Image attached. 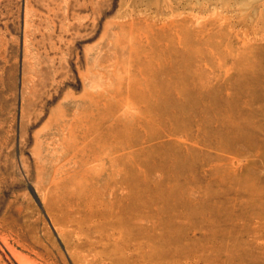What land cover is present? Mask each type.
Returning a JSON list of instances; mask_svg holds the SVG:
<instances>
[{
  "label": "rangeland",
  "instance_id": "rangeland-1",
  "mask_svg": "<svg viewBox=\"0 0 264 264\" xmlns=\"http://www.w3.org/2000/svg\"><path fill=\"white\" fill-rule=\"evenodd\" d=\"M140 252L264 264V0H0V264Z\"/></svg>",
  "mask_w": 264,
  "mask_h": 264
},
{
  "label": "bare ground",
  "instance_id": "bare-ground-1",
  "mask_svg": "<svg viewBox=\"0 0 264 264\" xmlns=\"http://www.w3.org/2000/svg\"><path fill=\"white\" fill-rule=\"evenodd\" d=\"M115 137V136H114ZM120 137V136H119ZM103 139H101L100 141H102ZM126 140V139H125ZM129 144V143H128ZM127 148H128V146H127ZM111 149H114L113 151H118V149L119 148H117V147H113V148H111ZM111 149H109V150H111ZM107 148H106V150H100V152H98V153H96V159H95V162H97V161H100V159H101V156H103V155H106V152H107ZM126 213L127 212H123V211H121V213H120V215L122 216V217H126L125 215H126ZM128 219V218H127ZM120 222V221H119ZM122 222V221H121ZM118 223V222H117ZM127 223V222H126ZM146 223H147V217L146 216H144V215H142V216H140L139 217V220H138V226H139V228H140V231H141V233L143 234L144 232H145V226H146ZM121 224H123V223H121ZM117 225V224H116ZM120 225V224H119ZM124 225V224H123ZM156 226V225H155ZM116 227H118L119 228V226H116ZM123 231V230H122ZM122 233V232H121ZM121 235V234H120ZM122 241V240H121ZM123 243V242H122ZM126 243V242H125ZM127 244V243H126ZM125 245V244H124ZM118 246H120V245H118ZM116 249V248H115ZM118 249V248H117ZM122 249V248H121ZM137 251H141V249H143V245L142 244H138V246H137ZM136 253H139V252H136ZM147 254V253H146ZM154 255V254H153ZM158 256V255H157ZM157 256H155V257H157ZM154 257V256H153ZM147 258H149V259H151L150 258V255H145V254H143V252L141 253L140 252V255L138 256V259H137V263L138 264H146V259ZM158 259H155V263L154 264H161L160 263V261H161V259H160V255H159V257H157Z\"/></svg>",
  "mask_w": 264,
  "mask_h": 264
}]
</instances>
